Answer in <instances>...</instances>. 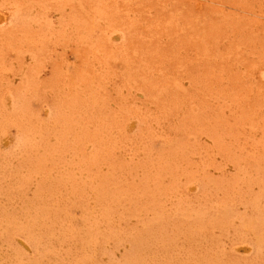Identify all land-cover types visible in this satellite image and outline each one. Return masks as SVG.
<instances>
[{"label": "rangeland", "instance_id": "1", "mask_svg": "<svg viewBox=\"0 0 264 264\" xmlns=\"http://www.w3.org/2000/svg\"><path fill=\"white\" fill-rule=\"evenodd\" d=\"M262 72L264 0H0V264H264Z\"/></svg>", "mask_w": 264, "mask_h": 264}, {"label": "bare ground", "instance_id": "2", "mask_svg": "<svg viewBox=\"0 0 264 264\" xmlns=\"http://www.w3.org/2000/svg\"><path fill=\"white\" fill-rule=\"evenodd\" d=\"M263 73V76L262 77H264V72H262ZM18 137V136H17ZM238 248V247H237ZM250 248V247H249Z\"/></svg>", "mask_w": 264, "mask_h": 264}]
</instances>
